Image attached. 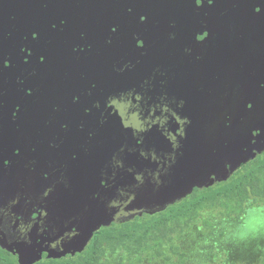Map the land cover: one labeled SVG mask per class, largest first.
Wrapping results in <instances>:
<instances>
[{
  "label": "flooded vegetation",
  "instance_id": "flooded-vegetation-1",
  "mask_svg": "<svg viewBox=\"0 0 264 264\" xmlns=\"http://www.w3.org/2000/svg\"><path fill=\"white\" fill-rule=\"evenodd\" d=\"M7 38L0 240L17 250L42 236L50 242L39 261L75 256L103 230L177 207L144 263L242 262L222 241L245 231L254 210L264 216V203L248 188L240 212L216 221L205 211L220 205L201 195L264 155L254 121L264 103V0H0V46ZM187 206L198 217L175 220ZM90 207L102 224L76 252ZM261 250L254 259L264 264Z\"/></svg>",
  "mask_w": 264,
  "mask_h": 264
},
{
  "label": "trees",
  "instance_id": "trees-1",
  "mask_svg": "<svg viewBox=\"0 0 264 264\" xmlns=\"http://www.w3.org/2000/svg\"><path fill=\"white\" fill-rule=\"evenodd\" d=\"M254 163L253 169L239 176L236 183L237 188L231 190L233 193L236 192L240 203L249 201L250 191L248 188H253L254 197L260 200L264 198V155L256 159ZM226 196L229 199L231 194L227 193ZM214 200L215 198L212 203H207L208 200L205 199L202 203L215 205ZM186 213L185 216H176L175 220L198 217L197 211H187ZM137 221L114 230H103L94 238L90 246L80 254L64 258L43 259L35 264H123L124 260L127 261L126 263L130 261L134 264L132 259L135 256H138L136 263L142 264L144 263L142 256L145 255L142 249L151 244L154 235L166 236L168 220L165 219L153 227H143V224ZM125 250L129 251H126L128 253L126 258L118 255L120 258L114 259V256L110 258L108 255L109 252L118 254L117 251ZM0 264H19V262L15 255L0 247Z\"/></svg>",
  "mask_w": 264,
  "mask_h": 264
},
{
  "label": "rangeland",
  "instance_id": "rangeland-1",
  "mask_svg": "<svg viewBox=\"0 0 264 264\" xmlns=\"http://www.w3.org/2000/svg\"><path fill=\"white\" fill-rule=\"evenodd\" d=\"M10 39H6L4 41V44L2 46H0V48H2L3 50H6L8 48V45L10 44ZM10 47V46H9ZM54 91V89H52ZM46 100H48V97L45 98ZM146 121H149V119H146ZM144 122V121H143ZM141 126H144L145 124L141 123ZM130 127L133 128L134 130V135L135 132H137L139 129V127H137L138 125H135L134 123L131 122V124L129 125ZM19 126H15L14 124H9V131H15V129H17ZM255 163L251 162L249 163V165L245 168H243L242 170L237 171L233 177L228 181V182H224L222 184L219 185H214L211 189H207L204 192V195H201L203 197H205L207 201V203H212L213 199L215 204L220 205L219 206V212L217 210H207L205 211V216L208 218H212L215 219L216 221H218V219L220 218L218 213L221 214L222 217H228L232 214L238 213L240 212V202L238 199V196L235 193H233V189H236V183L237 180L239 178V176H241V174L246 173L248 171H250L251 169L254 168ZM175 178V177H174ZM209 187V186H206ZM231 194V197L226 196V194ZM197 199L202 198L200 196L196 197ZM193 197H191V199H189L187 202L185 201L184 203H193ZM192 200V202H190ZM254 204H263L264 201L259 200L258 198H254L253 200ZM191 206H187L184 210L182 211H187L188 209H190ZM178 208H172V209H168L164 212H161V214L158 215H154V216H144L141 219H139L137 222H140L143 224V227H153L159 223H161L163 220L167 219L169 220V218L177 211ZM256 211H253V214L250 215L249 219L247 220V228L246 230H242L240 235H238L237 237H233V234L231 233V231H229L230 234H228V236H226L224 238V240L222 241V245H223V250H227L228 253H232L235 256H237L238 258H242V262H237L234 259H229L226 260L224 256L220 255V259L216 260V261H212V262H208L207 264H223L226 262H230L231 264H246L244 262L251 260V262L249 264H262L261 261L257 258L254 259L256 256H259V253H261V247L264 245V233L260 232L258 233L259 236L254 237L253 235L249 234L252 233L250 232V230H254L256 231L259 227L264 226V216L262 215H258L255 214ZM201 225L203 227H208L209 226V220L207 218H204V220H202ZM256 228V229H255ZM209 235H207L208 237H210V233H208ZM212 234V233H211ZM189 240L186 241V245H191L193 248L195 247V244L192 242V239L190 240V243L188 244ZM153 245L150 244L146 247H144L142 250L145 254L144 258L148 259V257L151 256V254H154V248H152ZM159 249L158 252L162 255V256H166V253H168V251H170V249H166L162 243H159L158 245ZM211 250V248H207V252H209ZM261 250V251H260ZM125 250L123 252L124 257L126 258L128 256L129 251ZM264 252H262L263 254ZM138 256H135L132 261H134V264H138L136 263V261ZM245 258V259H244ZM127 260H129L127 258ZM127 262V261H126ZM129 264H133L132 262L128 261ZM127 263V264H128ZM151 264L150 260L146 263H142V264ZM115 264V263H114Z\"/></svg>",
  "mask_w": 264,
  "mask_h": 264
},
{
  "label": "water",
  "instance_id": "water-1",
  "mask_svg": "<svg viewBox=\"0 0 264 264\" xmlns=\"http://www.w3.org/2000/svg\"><path fill=\"white\" fill-rule=\"evenodd\" d=\"M262 100H264V98H261V101ZM255 117L256 118L254 119V121L264 126V103L261 104L259 112L255 114ZM261 136H264V133H261L260 137ZM234 143H238V142L234 141ZM221 159L225 161L226 160L232 161V154L230 152H223ZM218 161H213L210 164V166L214 169V167H216V165L219 164ZM190 165H191V162H190ZM83 169L87 171L86 168H83ZM0 178H1V175H0ZM97 214L98 212L96 210H93L92 207H90L88 210L82 213L78 221V223L80 224V228L82 229V233L77 238L78 242L76 243L77 245H75L74 247V248H77L76 252H81L83 250V248L89 243L90 239L94 235V232L102 224V217ZM46 240L47 239L45 237L41 236V240H36L33 242V244H30V245H26V244L21 245V247H19L17 250H14L13 247H10L9 245H7V243L4 240H0V247L12 253L13 255L17 256L19 264H34L35 262L40 260L41 254L44 251L41 247V244H43ZM50 240L52 241L54 239L51 238ZM49 242L50 241L48 240L46 241L47 244H49Z\"/></svg>",
  "mask_w": 264,
  "mask_h": 264
}]
</instances>
